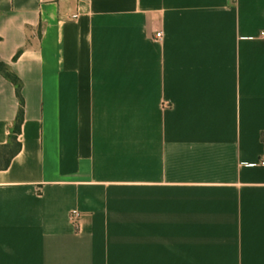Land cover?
Instances as JSON below:
<instances>
[{
	"label": "crops",
	"instance_id": "crops-1",
	"mask_svg": "<svg viewBox=\"0 0 264 264\" xmlns=\"http://www.w3.org/2000/svg\"><path fill=\"white\" fill-rule=\"evenodd\" d=\"M262 32L264 0H0V264H264ZM20 108L0 74V152Z\"/></svg>",
	"mask_w": 264,
	"mask_h": 264
},
{
	"label": "trees",
	"instance_id": "trees-1",
	"mask_svg": "<svg viewBox=\"0 0 264 264\" xmlns=\"http://www.w3.org/2000/svg\"><path fill=\"white\" fill-rule=\"evenodd\" d=\"M0 74L3 75L7 80H9L11 83L15 85L17 95L21 101V108L18 114L15 128L10 136V142L8 145L2 147L3 150L2 152H0V161H3L4 165L8 167L13 156L18 153L21 147L20 143L18 142V136L21 134L22 125L24 122L23 99L21 94L22 82L20 78L13 72L10 66L1 60H0Z\"/></svg>",
	"mask_w": 264,
	"mask_h": 264
},
{
	"label": "built area",
	"instance_id": "built-area-1",
	"mask_svg": "<svg viewBox=\"0 0 264 264\" xmlns=\"http://www.w3.org/2000/svg\"><path fill=\"white\" fill-rule=\"evenodd\" d=\"M163 36H164L163 32L160 31L156 34V39L158 41H162ZM261 37L264 38V32L261 33ZM259 165L264 167V161L260 162ZM70 219H71V222L73 223V225L78 227L80 222H81V215L78 211H74L71 213Z\"/></svg>",
	"mask_w": 264,
	"mask_h": 264
}]
</instances>
